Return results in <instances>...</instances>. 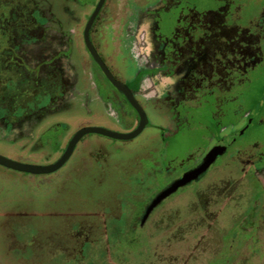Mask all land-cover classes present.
<instances>
[{"label":"rangeland","instance_id":"rangeland-1","mask_svg":"<svg viewBox=\"0 0 264 264\" xmlns=\"http://www.w3.org/2000/svg\"><path fill=\"white\" fill-rule=\"evenodd\" d=\"M96 1L0 0V97L29 96L43 67L25 51L35 41L50 45V70L61 59L67 83L63 98L34 112L31 135L0 128V139L22 144L7 154L11 160L49 162L83 126L131 130L105 123L103 108L92 106L82 30ZM153 1L104 0L90 28L93 47L121 80L144 74L143 63L157 64L138 21ZM158 7L151 13L154 35L166 53L179 44L176 32L191 27L198 35L197 26L216 14L224 27L251 35L256 61L223 81L182 91L170 125L161 109L147 110L152 124L166 126L163 136L150 126L126 141L86 134L47 175L0 166V264H264V195L255 180L264 185V168L255 174L264 162V0H161ZM142 79L140 90L154 96L156 88ZM51 93L57 97L59 88ZM54 125L61 129L41 136L47 150L26 152L31 139ZM214 142L224 149L211 164L136 226L155 193L200 165ZM3 144L0 154L8 153Z\"/></svg>","mask_w":264,"mask_h":264},{"label":"flooded vegetation","instance_id":"flooded-vegetation-1","mask_svg":"<svg viewBox=\"0 0 264 264\" xmlns=\"http://www.w3.org/2000/svg\"><path fill=\"white\" fill-rule=\"evenodd\" d=\"M159 1L161 0H154L152 2V6L147 8L144 12V15H142L138 19L139 22L142 21L141 33L146 35L147 40L153 50V60H157V64L154 67H150L149 65L143 63L139 66L138 69H142L144 71V74H141L139 72L138 74H134L130 80H121L112 73L111 69L99 56L95 48H93L101 62L108 70L109 74L113 77V79L127 87L133 100L143 111L146 120L143 129L145 128V126H150L154 128L158 136H163L164 133L162 132V130L166 126L163 127V125L152 124L147 116V110L157 111L161 109V111L164 113L163 119L165 121V124L170 125L173 118L172 110L177 105V102H179L182 91H193L195 87L201 84H204L203 87H208L215 81H223L224 79L231 77V75H235L237 72H241L242 69L246 68L247 66H252V64L256 61L257 49L253 47L252 37L247 33V31H239L235 30L234 28L224 27L221 17L216 14H208L210 16L209 19L204 20L200 26H197L198 28L200 27L202 29L201 30L199 28L201 30L200 34H192L193 31H189L191 27H189L187 31L179 30L180 32L175 33V35H180L179 44L172 43L169 46V51L166 53L163 45L157 40L154 35L156 27L154 24V19L151 16V13L159 8ZM96 3L94 4V7ZM94 7L92 11L94 10ZM136 26H140V24L138 23ZM89 32L88 37L91 43ZM176 37L178 40V36ZM241 42H243L244 44H241ZM49 46L50 45L47 44V42L43 44V42L35 41L33 43H29V47L26 48L25 51H27L30 55L34 56L37 59V62L32 65L43 66L39 71L41 75L38 76L39 78L35 81L29 96H27L25 99H22L19 102H15L13 100V97H10L8 95L0 97V128H2L3 130L26 129L29 131L27 134L31 135L36 128V122L33 117L34 112L42 109L44 110L50 106L51 102L55 103L56 100L63 98L64 91L67 88L65 75L63 74L65 71V67L60 66V59L58 60L57 67L50 70L49 65L51 58L48 53ZM86 54L91 63L90 93L92 97L91 101L93 108H103L104 112L106 113L105 123H111L114 121L120 124L127 123V125H129V127L131 128V130L127 132L132 131L133 129H135L139 121V117L136 111L130 106L127 99L121 92L120 93L122 96L114 90L113 85H111L105 78V76L102 74L97 64L91 59L87 51ZM61 55L64 56V53ZM78 70L75 66V71L77 72ZM144 76H146V79L150 80L151 86L156 88V90L154 91V96H145L146 93L144 94V91L140 90L141 82L143 81L142 77ZM40 82L42 83V89L40 88L41 91L39 89ZM54 86L59 88V95L57 97H53V93H51ZM84 86H86L85 83H81V88ZM80 90L87 93L86 89ZM38 98V103L34 104V100ZM26 119L28 120V122H26ZM24 122H26V127H22ZM103 127L107 128V126L105 125ZM56 128L60 127L58 125H54L53 128L48 127L39 134L37 139H31L30 143L28 144L31 147L26 152L32 153L35 151V149L38 148H42L45 150L47 140L45 137L41 138V136L49 132L50 129L53 130ZM75 132H73L69 136L62 151L56 158L41 165H48L55 162L63 153L69 139ZM17 141L18 140L7 138L0 139V142L4 143L1 146L5 149V152H8H1L0 155L8 159H12L11 156H8L7 154L12 155V151L16 153V150L18 149L17 146H22V144L18 145L16 143ZM214 146L219 145L215 142L212 143L211 146L207 149V152ZM44 155H46V153ZM66 161L64 162V164L66 163ZM263 168L264 162L255 169V174H257ZM255 180L259 185L263 198L264 185L263 183L261 184L256 178ZM159 204L153 207L150 212L146 216H144L145 209L147 207L146 205L142 216L137 219L136 226L143 227L151 219L150 215Z\"/></svg>","mask_w":264,"mask_h":264},{"label":"water","instance_id":"water-1","mask_svg":"<svg viewBox=\"0 0 264 264\" xmlns=\"http://www.w3.org/2000/svg\"><path fill=\"white\" fill-rule=\"evenodd\" d=\"M103 2L104 0L97 1L94 7V10L92 11V13L89 15V17L86 20V23L82 30L83 45L87 53L91 57V59L97 64L98 68L100 69L102 74L105 76V78L109 81V83L113 85V87L118 89L125 96L130 106L136 111L139 117L137 126L135 127V129L127 133H116V132L109 131L107 129L100 128V127H82L78 129L72 135L63 153L60 155V157L55 162L51 164L31 165V164H26V163H19V162L13 161L11 159H8L0 155V166L6 169L12 170V171H16V172H21V173H26V174H31V175H45V174L52 173L56 171L57 169H59L70 156L73 150V147L77 143V141L86 134H95V135L103 136V137L110 138V139L126 141V140H130L136 137L142 131L146 123L145 115L143 111L133 100L127 87L123 85L122 83L113 79V77L109 74L108 70L106 69L104 64L101 62L93 46L91 45L89 37H88L89 29L100 7L102 6ZM223 149L224 148L220 146L212 147L204 155L203 160L200 165L196 166L190 173L182 176L180 179L172 181L166 188L156 193L154 197L151 199V201L149 202L150 204L146 207L144 216H146L150 212V210L153 207H155L157 204H159L163 199H165L167 196L175 192L179 187L185 185L191 180H194L198 174H200L203 170H205L211 164L215 154L221 152Z\"/></svg>","mask_w":264,"mask_h":264}]
</instances>
